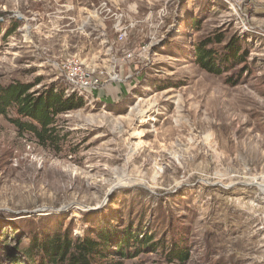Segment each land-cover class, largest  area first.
<instances>
[{
  "label": "rangeland",
  "instance_id": "obj_1",
  "mask_svg": "<svg viewBox=\"0 0 264 264\" xmlns=\"http://www.w3.org/2000/svg\"><path fill=\"white\" fill-rule=\"evenodd\" d=\"M2 13L0 85L67 89L72 58L99 84L59 118L57 149L0 116V264L32 235L83 237L88 218L182 234L185 264H264V0H0ZM213 34L244 44L235 86L194 61Z\"/></svg>",
  "mask_w": 264,
  "mask_h": 264
},
{
  "label": "trees",
  "instance_id": "obj_2",
  "mask_svg": "<svg viewBox=\"0 0 264 264\" xmlns=\"http://www.w3.org/2000/svg\"><path fill=\"white\" fill-rule=\"evenodd\" d=\"M8 14H0L4 18ZM22 23H11L3 39L15 36ZM1 35V30H0ZM224 36L213 34L199 41L194 47V61L210 73H231L227 83L237 85L239 80L233 72L247 61L241 40L224 43ZM213 45H219L216 48ZM233 72V73H232ZM41 79L37 80L40 83ZM38 84L13 82L0 85V116L11 123L19 133L30 134L45 148L57 149L65 136L57 129L59 118L80 109L84 99L77 94H66V89L52 85L43 90H34ZM119 194L116 192L113 199ZM102 212V211H100ZM97 212V213H100ZM88 213L84 217L90 216ZM83 237H76L71 230L63 229L49 236L32 235L27 246L18 247L6 254L8 264H124L141 254L157 253L167 264H185L190 258V246L184 235L159 236L147 230L133 228L126 222L91 226ZM23 262V263H22ZM208 264H219L208 263Z\"/></svg>",
  "mask_w": 264,
  "mask_h": 264
},
{
  "label": "built area",
  "instance_id": "obj_3",
  "mask_svg": "<svg viewBox=\"0 0 264 264\" xmlns=\"http://www.w3.org/2000/svg\"><path fill=\"white\" fill-rule=\"evenodd\" d=\"M60 76L67 84L68 95H84L89 90L98 86L99 80L88 79L80 69L79 61L75 58L69 59L60 65Z\"/></svg>",
  "mask_w": 264,
  "mask_h": 264
},
{
  "label": "water",
  "instance_id": "obj_4",
  "mask_svg": "<svg viewBox=\"0 0 264 264\" xmlns=\"http://www.w3.org/2000/svg\"><path fill=\"white\" fill-rule=\"evenodd\" d=\"M118 188H120V187H113V188L109 191L108 196L106 197V200H105V202H104V205L107 204V202L109 201V199L112 197L113 192L116 191V189H118ZM104 207H105V206H101V208L95 209L93 212H99V211H101ZM58 213H61V210H59Z\"/></svg>",
  "mask_w": 264,
  "mask_h": 264
}]
</instances>
